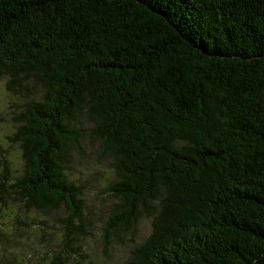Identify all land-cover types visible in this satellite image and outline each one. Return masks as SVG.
Returning a JSON list of instances; mask_svg holds the SVG:
<instances>
[{"label":"trees","instance_id":"16d2710c","mask_svg":"<svg viewBox=\"0 0 264 264\" xmlns=\"http://www.w3.org/2000/svg\"><path fill=\"white\" fill-rule=\"evenodd\" d=\"M2 74L22 169L2 166L0 218L12 193L79 217V132L110 163L102 232L149 216L124 264H264V0H0Z\"/></svg>","mask_w":264,"mask_h":264},{"label":"rangeland","instance_id":"374dc122","mask_svg":"<svg viewBox=\"0 0 264 264\" xmlns=\"http://www.w3.org/2000/svg\"><path fill=\"white\" fill-rule=\"evenodd\" d=\"M24 80L30 81L29 78ZM6 82L16 84V80L9 74L0 76V172L4 165V176L11 182V178H16L22 169L18 145L8 141L13 134L14 119L22 100L19 94L6 90ZM36 90L32 84L22 91V97L28 98ZM77 135L78 143L76 150L72 148L70 151L72 157L69 155L68 171L76 184L83 187L82 209L77 210L79 217L68 219L65 209L45 213L30 211L17 195H6L4 213L0 218L4 224L0 231V264H50V254L58 247L64 251L65 233L74 227L77 229L71 246L80 255L71 264H124L131 257V252L149 235L151 223L147 214H143L131 230L121 228L110 238L102 232L107 219L105 211L112 203V199L107 198L101 204L103 208L100 207L104 182H111L110 163L108 158L100 156L87 135L79 132ZM43 234L47 241L45 246L40 244ZM107 241L108 245L104 246Z\"/></svg>","mask_w":264,"mask_h":264}]
</instances>
